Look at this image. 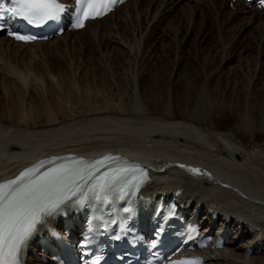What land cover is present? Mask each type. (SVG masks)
I'll return each instance as SVG.
<instances>
[{
  "label": "bare ground",
  "instance_id": "obj_1",
  "mask_svg": "<svg viewBox=\"0 0 264 264\" xmlns=\"http://www.w3.org/2000/svg\"><path fill=\"white\" fill-rule=\"evenodd\" d=\"M64 2H68V0H64ZM233 5L234 9H228L225 0H127L113 12H109L100 19L86 20L83 28L64 31L62 35L47 41L23 44L11 41L0 33V63L3 60L6 69L10 66H7L8 62L5 64L4 58L7 61L13 60L14 63L12 64L13 70L9 68L10 70H6L7 72L3 71L2 73L1 71L0 73V78H2L0 92L9 96L8 103L3 110L0 105V179L14 174L23 167L38 166L45 161L63 156L88 160L104 153H112L121 159L144 162L152 171L151 180L140 192L144 198L161 193L167 196L176 194L182 202L183 208H187L191 212L198 209V219L202 231H214V238L222 231L225 235H229L228 241L221 248H215L213 243L198 252L202 258V264H264V174H256L258 171L255 172L253 168L256 166L255 163L257 164L256 170L258 163L262 168L264 166V145L252 139L245 142L241 138V136H248L247 134L252 131L264 133V111H254V106L252 108L245 106L238 114L235 111L237 117H235L234 126L231 128L223 126L222 128L217 122V119L222 115L219 110L214 112L215 104L212 101L215 100H211L212 98L207 94L208 85L206 86L207 92V88L202 86L205 90L200 88L201 90H198L200 92L193 101L189 99L191 94L187 91V85L185 90L179 96L175 95L171 102L164 101L166 99L155 91L154 86L147 90L142 85V75L146 70L151 69L147 60H141L136 65L138 74L136 77L133 75L130 78L131 88L127 87L130 90L129 95L124 87H120V78L117 76L114 77L115 82L108 79L114 84H112L114 93L106 94L108 91L102 90L107 86L104 84L108 78L107 75L105 76L107 68H104V72L102 67L93 66L88 72L89 69L86 65L83 67L79 65L81 75L76 78L79 69L76 71L74 67L67 65V68L65 67L64 70L62 69L63 72L59 73V69L54 70L53 64L48 62L51 44L60 42V40L67 43L72 34L77 36L90 27L93 37L107 36V40L113 38L112 43L111 41L105 42L102 53L112 68L120 70L122 64H120L121 59H117L119 55L117 53L125 55L132 53L130 43L128 44L130 40L126 38L130 32L129 26L133 29L136 28V33L154 32L156 38L163 33V28L157 31L158 21H161L162 18H169L166 22L170 26L169 21L172 18L180 21L181 13L187 12L185 15L191 14L194 17L200 13L201 16L207 6L216 8L215 17H219L224 23L237 19L236 22L239 24L237 26L240 30L247 28L261 30L263 35L259 39V44L264 48V10L251 8L243 0H236ZM137 6L140 7V10L135 12ZM149 17L152 28L141 24ZM182 18L184 17L182 16ZM107 19H111L113 24H107ZM175 24L177 26V23ZM201 25H203L202 22ZM167 29L170 31V28ZM253 43L255 42L253 41ZM233 47L234 50L238 49L236 50L237 54L243 53L245 49L243 46ZM139 50L138 47L135 52ZM144 51H142L143 56L149 50L147 48ZM259 51L256 65H254L257 67L258 64L257 72L261 73L264 71V49ZM230 57L232 56H228L226 60ZM35 58L45 61V63L42 62L43 64L35 66L33 64ZM226 60L224 58V62ZM248 64L245 62L244 65L247 73ZM237 65L225 66L222 61L218 66H210L205 82L208 80L218 81L222 76H226L223 74L224 69L229 71H227L228 74H238L241 67ZM1 67L3 68L2 64ZM200 68L204 71L206 67L203 65ZM38 71L43 73L44 78L47 77L50 82L42 81V76ZM250 71L252 72V70ZM56 72L57 86L55 80L53 81V78L50 77ZM88 73H91V78ZM246 76H242V78ZM259 76L254 79L248 74L249 81L252 80L250 82L253 86L263 82L260 79L264 77V73L263 77ZM177 77L173 75L171 85L178 81ZM5 78L9 85L4 84L7 82L2 83ZM238 80L241 81V79ZM29 81L38 84L40 88L36 87L43 93L41 94L43 101L40 98L34 101L32 93H27ZM68 81L71 82V84L69 82L70 85L66 84ZM123 81L125 82L124 79ZM243 81L249 82L248 79H243ZM13 82H18L19 87H16ZM116 82L120 83L119 86ZM89 85H91V89L87 91ZM20 87L23 91H19ZM262 90L264 89L262 88ZM52 92H55L56 96L52 97ZM44 93L46 94L44 95ZM37 95L35 93L34 97ZM262 97L264 98V96ZM114 99L115 101H113ZM250 102L248 101V104ZM245 103L247 102L245 101ZM243 105L245 104L243 103ZM173 160L199 162L208 166L214 176L193 178L173 167L171 165ZM70 210L71 208L65 209L63 213L50 218L48 226L58 229L61 226L60 218ZM216 223L218 226L213 229ZM43 227L34 235L24 250L23 264H50L39 262L29 253L28 249L30 245L35 244Z\"/></svg>",
  "mask_w": 264,
  "mask_h": 264
},
{
  "label": "rangeland",
  "instance_id": "obj_2",
  "mask_svg": "<svg viewBox=\"0 0 264 264\" xmlns=\"http://www.w3.org/2000/svg\"><path fill=\"white\" fill-rule=\"evenodd\" d=\"M225 5L228 9H230V8L234 9V7H232L233 5L229 4V0H225ZM139 10H140V7L139 8H138V6L135 7V12L136 11L138 12ZM215 12H216V8L207 6V8L204 10V12H202L201 16H200V13H198L195 17L191 16V14L185 15V14H187V12L186 13L184 12V14L181 13L184 18H182L181 14H180V17H181L180 21L177 19L173 20V18L169 21V24L172 27L167 25L169 18H166V17L164 19L162 18L161 21H158L157 27L159 29L157 28V31H160V29L163 28V30H162L163 33L162 34L160 33L161 35L156 37L157 39L155 38L154 32H151V31H149V32L145 31L144 32L143 31L142 32L143 35H141L142 33H140V32L136 33V28L133 29V28H131V26H129L130 32L128 33L126 38H128V40H130V41H128V40L127 41H128V44L130 43V46L132 48V53L129 54L130 56L127 54L125 55V54L117 53V55L119 54L118 55L119 57L117 56V59H121L120 64H122V66H121L122 69H120V70H116L114 67L112 68V65H110L108 59L102 53L104 46H105V42L106 41L110 42L111 40H113V38H111L110 40H107V36H104L103 38L100 36L93 37V35L90 32V29H91L90 27H88V29L82 31L80 34H78L79 36L72 34L70 40H68L67 43L61 42V40H60V42L58 41L56 43L51 44L50 48L48 47L51 51L50 55L48 57V62H51L53 64L52 66H54V68H53L54 70L59 69L58 70L59 73H61V71L63 72L64 68L65 67L67 68V65H71L72 67H74L75 70L79 69L78 71L76 70L77 73L75 72L76 78L78 75L79 76L81 75L80 69H81V67H83L85 65L89 69L88 72L90 71L91 67H93V66L102 67L104 72H105V69L107 68V70L105 72V76L107 75L108 78L106 81H104V84L107 85L105 87H108V89H105V87H103L102 90L104 92L108 91V93H106V94H109V92L114 93L115 90L112 88V86L114 84L111 82H115L114 77L117 76L120 78V83H121L120 84V83L116 82L117 85L119 86V84H120V87H124V89H126V92L129 95L130 94L129 88H131L130 78L133 77V75H135V77H136V75L138 74L136 65L141 60H143V61L147 60V62H148L147 64L149 65V67H151V69L148 71L146 70V72L142 75V85L147 90H149V88H152L154 86L155 91L157 93L162 94L164 99H166L164 101L169 100L171 102V100H173L175 95L179 96V94L183 90H185L186 85H187L188 86L187 91L189 94H191V95H189V97H190L189 99H191L193 101V100H195L198 92H200L198 90H201L204 87L205 88L208 87L209 90H208V88L206 89V92L208 90V92H207V94H209L208 96L212 98L211 100L216 101V102L212 101L215 104L214 105V112H215V110H219L220 114L222 115V117H221V115L219 114L221 118L217 119L218 124L222 128H223V126H224V128H229V127L231 128L235 124L234 122L236 119L235 117H237L236 115L240 112V110L245 108V106L251 107V108L254 106L253 107L254 111H259V112L264 111V105H263L264 98L262 97V96H264V93H263L264 90H262V88L264 89V85H263L264 84V77H263L264 71L261 72L262 75H260L261 73L257 72L258 64H257V67L255 66L257 59H258L259 52H260L259 50L262 51L264 49L259 44V39H260L261 35H263V32L261 30H255V29L249 30L248 28L245 30L244 29L240 30V28L238 29L239 24H238V22H236L237 19L232 20V21L227 22V23H224L223 21H221V19L219 17L218 18H217V16L215 17V14H216ZM203 13H205V14H203ZM185 17H188V18L185 19ZM197 19H199V20H197ZM107 20H106L107 24H113V21H111V19H107ZM185 20H188V21H185ZM220 21L222 24L220 23ZM195 22H196V24H195ZM201 22L203 25H201ZM175 23H177V26ZM223 23L225 24V26L223 25ZM141 24H142V26H146V25L150 26V24L152 26V22L150 21V17H149V19H145V21H142ZM192 24H194V25H192ZM214 25H215V27H214ZM220 25H221V27H220ZM151 26H150V28H152ZM163 26L170 28V31H168V29L163 27ZM173 27H176V28H173ZM207 27H209V28H207ZM200 28H202L204 30H202V29L200 30ZM171 29H172V31H171ZM186 29H187V31H186ZM217 29L220 31L218 32ZM234 29H235V31H234ZM203 31L206 33H204ZM253 32H254V34H253ZM131 33H132V35H131ZM107 34H110V33H107ZM218 34H221L222 37H221V35H218ZM133 35L136 37H134ZM218 36H220V37H218ZM132 37H133V39H132ZM109 38H110V36H109ZM231 38H233V39H231ZM253 41L255 43H253ZM112 42L113 41H111V43ZM233 46L238 47V48H240V46L245 47L244 52L241 54H237L236 50H238V49L234 50ZM138 47L140 50L138 52H135L138 49ZM133 48H135V49H133ZM147 48L149 51H147L143 56L142 51L146 50ZM257 49H259V50H257ZM228 56H232L228 59L229 61L226 60L228 58ZM224 58L226 60L225 62H224ZM4 60L6 61L5 64H7V62H8L9 64L7 66H10V67H8V69H6L7 67H6V65H3L4 61L2 60V63H0V67L2 64L3 68L5 67L4 68L5 70L1 67L0 73H1V71L3 73V71H6V70L7 71L10 69L13 70V66H12V64H14L12 62L13 60L7 61L5 58H4ZM222 61H223V64L225 63V66H228V65L232 66V65L238 64L237 66L241 67V71L238 72V74L236 73V75H233V74H228L229 71L224 69L223 74L226 75L227 77L222 76V78H220L221 81L220 80H218V81L208 80V82L206 81L207 82L206 83L205 78L209 74L208 69L210 68V66H214V67L218 66V64H220ZM34 62L35 63L37 62L36 64L33 63L35 66L38 64L45 63V61H40V59H38V58H35ZM245 62H247V64L249 63L248 64V68H249L248 73H247V70L245 69V66H244ZM79 65H81V67ZM203 65L207 68V69L205 68L204 71H202V69L200 68V67H203ZM154 68H156V69L154 70ZM254 68H256V69H254ZM185 69H186V71H185ZM250 70H252V72ZM187 71H189V72H187ZM245 71H246V73H245ZM6 72H4V73H6ZM38 72L40 73L39 75L42 76L41 77L42 81H45L48 83L50 82L47 77H46L47 80L44 78L45 75H43V73H41L40 71H38ZM117 73H118V75H117ZM171 73H173V74H171ZM242 73H244V75H242ZM90 74L88 73L89 78H91ZM246 74H247V76H246ZM248 74H249V77H251V78L253 77L254 79L260 75L259 77H263L262 79H260L263 81V82L260 81L263 84L259 83L258 85H254L255 86L254 87L251 84L252 80L250 79L251 82L249 81ZM56 75H57V72L55 74H51L50 77L53 78L52 79L53 81L55 80V83L57 86L58 85V83H57L58 82L57 81L58 76H56ZM173 75L178 76L177 77L178 81H176L175 84L171 85L173 82L171 79L173 77ZM179 75H180V77H179ZM228 75H230V76H228ZM232 75H233V78L235 77L234 78L235 80L232 78ZM241 75L246 76L247 78L246 77L242 78ZM4 77H6V76H4ZM73 77H74V73H73ZM109 77H111V78H109ZM181 77H182V79H181ZM228 77H230V78H228ZM166 78H168V79H166ZM183 78H184V80H183ZM1 79L2 78H0V81H2ZM123 79L125 80V82L123 81ZM126 79H129V80H126ZM228 79H231L233 81H231V80L229 81ZM238 79H241V81L239 82ZM243 79L244 80L248 79L249 84L247 83V81L244 82ZM121 81H123L124 83ZM152 81L154 84L152 83ZM189 81H191V83H189ZM236 81H237V83H236ZM4 82H7L6 78L3 80L2 83H4ZM29 82H30L29 90H27L28 91L27 93H32V95H31L32 99H34V98L36 99V100L34 99V101H37L39 98L42 99L41 94H43V93L38 89V88H40L38 86V84L33 83L34 81H29ZM69 82L70 81H68V83L66 82V84H69ZM225 82H227L226 84L228 86L225 84ZM7 83H4V84L9 85V82H7ZM17 83L18 82H13V84L16 87H19V85H17ZM70 84H71V82H70ZM216 85L217 86L221 85L220 88L218 87L219 90H221V91L218 90ZM202 86H204V87H202ZM127 87H129V88H127ZM257 87H258V89H257ZM205 88L203 90H205ZM90 89H91V85H89L86 90L88 91ZM189 89H190V91H189ZM253 89H255V90L253 91ZM19 91H23L21 89V87L19 88ZM247 91H248V93H247ZM14 92H16V91L14 90ZM244 92H246V93H244ZM35 93L38 95L40 94V95L39 96L37 95L38 97L37 96L34 97ZM215 93L218 96H216ZM45 94L46 93H44V95ZM47 94H48V91H47ZM55 94H56L55 92H52L51 93L52 97L56 96ZM44 95H43V98H44ZM230 96L232 97V99ZM255 96H258V97L256 98ZM246 98H247V100H245ZM126 99H127V97H126ZM8 100H9V96H5L4 94H2V91H1L0 92V105H1L2 110H3V108H5L4 106L7 105ZM42 101H43V99H42ZM113 101H115V99ZM245 101L247 103H245ZM248 101L249 102L251 101L250 102L251 104L249 103L251 106L248 104ZM189 102H190V100H189ZM243 103L245 105H243ZM254 103H255V105H254ZM190 104H191V102H190ZM229 106H230V108H228ZM224 111H225V113H223ZM235 111L237 112V114L235 113ZM227 115H228V117H227ZM224 118H225V120H224ZM2 119H4V118H2ZM221 119H222V121H221ZM247 135L248 136H241V138L244 139L245 142H248L250 139H252V140H256L258 143L264 145V133H257L256 131H252V132H249V134H247ZM254 165L257 166L256 163ZM260 165L261 164L258 163V167ZM256 166H253L254 171L255 172L258 171V173H256V174H259V175L264 174V172H263L264 166H263V168H262V166H260L261 169H260V167L259 168L257 167V170H256ZM217 226H218V224L216 223L214 225L213 229ZM228 238H229V235H228Z\"/></svg>",
  "mask_w": 264,
  "mask_h": 264
},
{
  "label": "snow or ice",
  "instance_id": "obj_3",
  "mask_svg": "<svg viewBox=\"0 0 264 264\" xmlns=\"http://www.w3.org/2000/svg\"><path fill=\"white\" fill-rule=\"evenodd\" d=\"M75 23L84 27L85 21L106 15L117 0H75ZM264 8V0H257ZM11 7L0 3V21L18 17L28 24H43L59 20L67 11L64 0H11ZM4 24L0 23V31ZM16 40L28 42L35 36L8 32ZM121 158L105 156L86 161L69 158L47 171L27 170L15 179L0 183V264H23V253L34 235L48 220L65 211L70 205H84L86 199L107 202L108 193L119 189L124 196L129 189H138L147 179L143 168L120 164ZM111 161L116 167L100 172ZM181 168L186 166L181 164ZM193 174L208 175L197 168H186ZM99 173V174H97ZM93 181H95L93 183ZM125 212L130 209L125 208ZM119 239V236L115 237ZM154 246V245H153ZM172 264H201L199 258L176 260Z\"/></svg>",
  "mask_w": 264,
  "mask_h": 264
}]
</instances>
